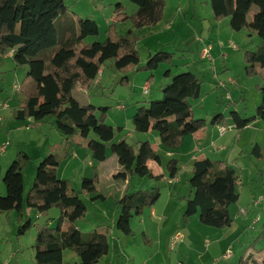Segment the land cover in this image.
I'll use <instances>...</instances> for the list:
<instances>
[{"label": "trees", "instance_id": "1", "mask_svg": "<svg viewBox=\"0 0 264 264\" xmlns=\"http://www.w3.org/2000/svg\"><path fill=\"white\" fill-rule=\"evenodd\" d=\"M116 1L115 16L106 31V41L84 46V40L99 37V26L89 18L76 22L68 15L67 0H0V60L12 54L16 66L28 68L27 79L19 86L25 100L14 111L13 117L35 121L54 117L57 129L66 137L62 142V153L48 154L37 166L34 184L26 199L24 170L31 158L25 152H18L3 177L6 195L0 197V212L7 216L18 214V238L37 229L33 245L35 264H64L65 250L79 257L80 262L74 264H98L110 252V229L86 233L77 227L87 215L81 195L91 197L93 202L106 200L97 190L99 169L95 167L91 177L82 179L79 193L69 180L59 178L57 173L63 161L74 154L75 146H85L99 163L107 160L110 148L122 168L115 175L117 179L127 181L133 176L149 177L156 182L165 179V175H155L148 166L149 162L162 163L149 141L139 142L136 146L128 144L126 139L114 143L115 130L105 123L109 108L83 105L73 96L77 87L90 90L109 61H114L116 71L123 75L122 85H128L129 74L139 71L151 72L147 82L152 83L154 71L162 64H172L173 53L155 52L142 66L137 48L140 38L135 35V31L155 27L163 21L166 0ZM124 1L134 4L136 11L129 14ZM210 6L216 22L229 19L233 32L247 30L258 36L260 45L243 56L246 76H258L264 71V0H210ZM252 6L257 7V11L249 21ZM120 23L131 24L126 34L119 33L117 24ZM171 71L164 73L165 78L172 77ZM257 89L262 93L261 104L255 116L243 119L241 125L246 126L257 119L264 123V86H257ZM201 91L202 81L194 73L173 77L162 90V100L137 109L133 117L136 132H156L165 148L175 150L185 137L205 127L229 126L222 114L210 122L194 119L191 101L199 100ZM230 116L236 125L242 122L238 112H231ZM75 136H80L84 143L76 142ZM252 154L262 159L264 149L255 145ZM167 171L169 178L175 179L179 161L170 160ZM191 174V196L181 198L186 203L184 224L188 225L192 217L199 215V221L205 226L230 228L233 223L230 206L237 204L241 196L240 175L236 169L223 161L205 159L194 163ZM160 198L158 187L122 195L116 202L120 207L116 228L123 235L134 237L131 220L153 208ZM25 203L40 216H48L51 210L58 209L61 215L57 227H49V221L37 225L34 220L26 219ZM142 239L147 245L152 244L145 233ZM251 259V256L241 258L239 264H247Z\"/></svg>", "mask_w": 264, "mask_h": 264}, {"label": "rangeland", "instance_id": "2", "mask_svg": "<svg viewBox=\"0 0 264 264\" xmlns=\"http://www.w3.org/2000/svg\"><path fill=\"white\" fill-rule=\"evenodd\" d=\"M115 1L116 0H67L66 4L69 6L68 15L72 16L76 22L80 19L89 18L95 20L99 26V37L84 40V46L95 41L100 43L106 41V31L115 16L114 11L115 5L117 4V1ZM201 1L203 2L204 0ZM128 4L131 7L134 6V4L130 2H128ZM128 10L127 12L132 14L131 10ZM250 10L251 13L248 16L249 21L253 19L257 7L252 6ZM188 24L191 25L190 29L193 27L195 31H188L187 29L184 31L187 33L191 32L192 36L199 35L201 33L200 29L203 30V34L208 32V25L200 26V23L198 24L197 22L194 24L189 22ZM129 25L131 24H117L122 33L126 32L125 28ZM135 35L140 38L138 51L141 55L142 66L147 63V56L149 53L147 48L149 47L159 48L158 51L165 52H176V48H180V51L176 53L175 58L172 60V62L177 65V67L173 69V77L182 73L192 72L202 81L200 99L191 101L194 119L210 122L213 117L222 114L228 121H232L230 113L238 112L240 116L242 115L241 125L243 119L255 116L256 110L262 101V93L257 89V86H260L259 84L262 82V78L246 82L247 80L241 78V76H237L242 74L245 66L242 57L246 50L241 45L244 37L238 36L240 39L233 42V45H237L238 51L232 52L230 49L231 45L225 44V47L222 46V49L226 50L227 54L225 56H220L216 53L214 54V52L212 55L211 52L213 61L210 62L207 58L202 57L203 52L201 51H203V47L200 50V44L193 40L190 41L193 43V46L187 51V44V46L182 47H179L175 42L171 44L172 41L167 40L169 35L167 37L164 36V38H152L151 40L148 39L150 35H146V32L144 33V29L135 31ZM228 35V32H223L222 37L226 39ZM247 39L248 38H246L245 45L248 44ZM161 42L166 43L165 45L168 47H160L159 44H161ZM223 43L227 42L225 41ZM208 44L211 46L214 45L215 47L221 46L220 41H218L216 45L211 41ZM183 55H185L184 59ZM6 56L3 58L4 62L0 60V104L5 102L3 101L5 95H10L12 93L14 96L19 93L17 86H21L24 83L28 74L27 67L16 66L13 59H6ZM180 60L183 61L180 62ZM113 62L114 61H109V63ZM186 63H188L189 67L185 65ZM225 64H228L229 68H231V72L233 71L235 75L234 80L230 79L226 83L223 81H227V75L224 77L220 76L224 70L223 67ZM103 67L99 73V77L102 76ZM105 69V79L103 80L105 82V88L99 87L98 84H95L90 90H83L77 87L73 91V96L83 105L92 104L97 108H109L105 123L114 128L116 133L115 141L119 139L122 140V138L127 139V143L133 146H136L138 144L137 142L141 140L152 141L151 143L158 152L157 154L164 160L162 165L152 163V169L156 173H167L166 160L170 154L165 152L167 150L162 144H160V146L163 147L164 151L159 148L157 142L153 141V135L136 132L133 117L139 107H148L150 102L162 100V90L167 84H170L173 77L163 82V77L165 78V76H162L163 74L158 70L154 71L153 74L156 77L154 86L150 85L149 95H144L143 88L148 84L147 79L151 75V72L139 71L131 73L128 75V85H122L121 81L123 75L121 76L115 68L113 69L114 71H110L108 68ZM116 72L119 73V76L112 78V73ZM227 72L228 71H225V74ZM108 73L109 76L107 81L106 77ZM228 75H232V73H228ZM219 77H221L220 80ZM21 95L23 94L21 93ZM20 97L21 96H19V100L21 99ZM19 104L20 102L18 100H14L6 110L12 112ZM119 106H121V108H119ZM53 118L54 117H48V119ZM261 123L264 125L263 122ZM120 128L121 130H119ZM242 128V126H238L236 129H230L223 137H220L217 130L211 126L205 127L204 129L210 137L212 136L215 139H231L232 146H234L236 141L240 139L238 133ZM153 134L158 137L156 132H153ZM74 140L81 143L83 141L80 136H75ZM251 142L249 135L244 136L241 141V147L239 148L240 151H245V163L250 174L245 170V163L242 164L244 173L242 177L240 176V179L242 178L243 182L240 180L239 184L242 199L231 208L233 223L230 228L217 229L205 226L199 221L198 215L192 217L191 222L186 226L183 221L186 204L175 196L176 186H172L168 182H156L149 177L142 178L139 176L129 177L131 184L126 185L124 183L125 181L115 178V175L119 173L117 170L119 162H117L118 158L110 148L108 149L107 160L99 167L100 184L97 188L98 194L105 196L106 200L105 202L99 201L94 204L87 196L84 194L81 195L87 206V215L79 224L84 226V228L90 226V229H87L89 230L88 232H94L95 230L103 231L107 226H113L114 230L109 235V244L112 250L118 251L121 247L123 252L129 256L127 262H121L119 258L115 256V253L116 264H211L212 262L221 264L225 263V261L235 259H237L235 264H239L240 258L243 256L247 257L251 252L254 254L261 253L260 255H262L264 253V178L261 175L257 177V175L254 174V164L259 162L249 153ZM159 143H161V141ZM89 153H91L90 150ZM32 154H34V156L37 155L35 151ZM53 154H58V152L53 150ZM239 157L240 156L235 157V163H232V166L236 164ZM87 162L88 159H86V163ZM30 166L32 167L33 164L31 163ZM37 166L35 167L36 169ZM65 171L66 176H68L67 178H70L73 182L74 190L77 193L81 192V180L79 179V181H77L79 169L74 171L68 170L65 165L63 166L61 175H64ZM237 173L240 175L239 169H237ZM83 174L85 175V173ZM89 176L90 173L88 174V177ZM191 177L192 175L188 172H180V183L177 184V187L185 196H188L190 192L189 180ZM33 184L34 181L32 186ZM154 187H158L161 192V198L154 206L155 211L153 212L150 209L147 210L146 214L143 216L144 221L142 223H140L137 218V220H131L132 229L135 231L134 237L123 235L122 232L114 227L120 213V207L116 206L119 197L126 194L127 190H129V194H132L137 191H151ZM54 213H56V210ZM247 213L248 215L244 216ZM35 216L36 214L34 213V217L32 218H35ZM34 220H36V218ZM96 222H98L99 225L92 227ZM6 223L7 221H5L3 225L0 224V264H19L18 262L21 264H35L34 258H31V252L35 242L32 238L34 235L37 236V229L34 228L35 230L32 229L21 237L23 239V249L21 253L19 252L18 254L17 232L19 225L16 224L12 226ZM58 224L59 221L56 223L55 227H57ZM6 225L10 228H7ZM144 230L149 234L150 238H153L155 241V248L152 250L143 242L142 233ZM216 231L219 233H216ZM213 242H221L222 249H218L216 253L209 254V258L212 259L209 263H205L204 258L208 255H204L205 252H203V248L206 246L210 247ZM227 253H230L232 258L224 257ZM14 254H17V257H14ZM111 255L113 256V254ZM20 258L21 261L18 260Z\"/></svg>", "mask_w": 264, "mask_h": 264}, {"label": "crops", "instance_id": "3", "mask_svg": "<svg viewBox=\"0 0 264 264\" xmlns=\"http://www.w3.org/2000/svg\"><path fill=\"white\" fill-rule=\"evenodd\" d=\"M122 3L124 4L127 11H129L128 9L131 10V13L135 12L137 9L136 6L131 7L128 4V2H126V1H124ZM254 14H255V12H254ZM189 22L192 24H194L195 22H197L198 24L200 23V26L208 25L209 26L208 32L206 34H203V32H202L203 30L200 29L201 33L199 35H193L192 36L191 32L187 33L184 31L185 29H187L188 31L189 30L195 31V28H193V27L190 29L191 25L188 24ZM130 26L131 25H129L128 27L125 28V31H126L125 33H122L121 29H119V27H118V29H119L118 31L122 34H126L127 30L130 29ZM145 32H146V35H150V37L148 39H151V40H152V38H164V36L167 37L169 35V37H167V40L172 41L171 44L173 42H175V43H177V45H179V47L188 45V47L186 49L187 51H189L190 47L193 46V43L190 42L191 40H193L194 42H198L200 44V50L202 47H203L202 48L203 51L206 48L210 47V48H212V50H211L212 55L214 52V54L216 53L217 55H220V56L221 55L225 56L227 54V51L223 50L222 46L225 47V44L232 45L234 41H236V40L238 41L240 39V37H238V36L244 37V40H243V42H241V45L246 51H255L257 49V47L260 45V39L258 37H256V35H253V33H250L247 30H243V31L238 32V33L233 32L230 28V21L228 19H225L221 22H216L214 19L213 13H212L211 6H210V0H204L203 2L201 0H166V7H165V11H164L163 21L155 27L144 29V33ZM223 32H228V34H229L226 39L224 37H222ZM235 34H237V35H235ZM246 38H248L247 39L248 40L247 45H245ZM148 39H146V40H148ZM210 41L214 42L215 45L217 44L218 41H220L221 46L220 47L219 46L215 47L214 45L211 46L210 44H208ZM225 41L227 43H223ZM250 43H252V44H250ZM165 44L166 43L161 42V44H159V46L160 47H162V46L168 47ZM138 47H139V44H138L137 48ZM156 47H157V45H156ZM158 49L159 48H152V47L147 48V50L149 51L147 59L151 54H153L155 52H165V51H158ZM230 49L232 50V52L238 51V50H234L232 48H230ZM179 51H180V48L179 49L176 48V52H170L169 51V53H173L174 54L173 58H175L176 53ZM203 51H201V52H203ZM183 56H184L183 57V59H184L185 55H183ZM243 56H244V54H243ZM202 57H203V53H202ZM7 58H12V54L7 55L6 59ZM242 59H243V57H242ZM182 61L183 60H180V62H182ZM3 62H4V60H3ZM243 62H244V59H243ZM185 65H187V67H189L188 63H186ZM244 65H245V63H244ZM1 66H3V65H1ZM175 67H177V65L174 62H172V65L162 64L159 67L158 71L161 72V74H163L162 76H164V73L167 70L171 69L172 70L171 75L173 77V69ZM103 68H104V70L102 72V76L101 77L98 76V78L96 79V83H95V84H98V86L101 88L106 87L105 82L103 81L105 79V72H106L105 68H108L110 71H112L115 68L114 62L113 63L107 62ZM223 69L224 70L220 76L224 77L225 75H227V81H223V82L226 83L230 79L234 80L235 75H234L233 71L231 72V70H230L231 68H229L228 64H225ZM225 71H228V72L225 74ZM261 72L262 73H260L258 76L254 77V78H248L245 74V66H244V70L242 71V74H239V75L236 74V75L239 77L241 76V78L247 80L246 82H250L253 80H259V78H262V82L259 85L264 86V75H263L264 71H261ZM228 73H232V75H228ZM112 74H113L112 78L119 76V73H117V72L112 73ZM108 76H109V73L107 74L106 80L108 79ZM155 78L156 77L154 75L153 82L152 83L147 82L149 86L150 85L154 86ZM171 78H164L163 77V82L166 81V79H171ZM220 79H221V77H219V80ZM19 96H21L20 100H19ZM14 100H18L20 102L19 106L15 110H13L12 112L6 110V108L9 107L10 103L14 102ZM24 100H25V96L21 95L20 92L15 94L14 96L11 93L10 95H5L4 99H3V101H5V102H2L0 104V124H1L0 125V147L3 148V150L0 152V197L6 195V187L3 183V177H4L6 170L10 166V164L16 158V155L18 154V152H20V151L25 152L31 158L30 164L31 163L33 164L32 167L29 164L28 168H26L24 170V198L26 199V197H27V195H28V193L32 187V183L34 181V177H35V173H36L35 167L45 157H47L48 154L53 153V150H56L58 152V154H61L62 153V142L66 138L65 135L60 130L57 129V127L55 125V118L48 119V117H47L42 121H35L34 119L16 120L13 117V113H14V111H16L20 107V105L23 103ZM241 118H242V115H241ZM261 122H262L261 120L257 119L256 121L252 122L251 124L244 126V125H240V123L238 125H236V124L232 123L231 120L228 121V125L234 126L235 127L234 129H236L238 126L243 127L241 130H239V133H238L240 136L239 137L240 139H238L236 141L234 146H232L231 139H226V140L215 139L212 136L210 137L205 129H202V130L196 132L195 134H192V135L185 137L183 139L182 145L179 148H177L175 150H170V149L166 148L167 151H165V152H167V154H170V156H168V158L166 160V163L168 164V162L172 159H176L179 161V172H178L175 179L169 178L168 171H167V173H164V172L156 173V172H154L152 169V163H155V162H149L148 166L152 169V171L155 175H160V174L165 175L164 182H168L172 186H176V195L175 196L181 202H185V201L181 200V198H183V197L187 198V197L191 196V189H190L188 196L183 195L178 190L177 184L180 183V172L185 171V172H188L191 174L193 165L196 161L210 159V160H215V161H223L228 166L235 168L236 171H237V169H239L240 176L242 177V174L244 173L242 164H244L246 162L245 161L246 160L245 159L246 154H245L244 150L240 151L239 148L241 147V141L243 140V137L249 135L251 138V141H252L249 153L251 154V156L256 158L257 162H259V163L254 164V171H255L254 174H256L257 177H259L261 175L264 178V158L258 159L255 155L252 154V151H253V148L255 145H259L261 148L264 149V125H262ZM213 128L217 130V133L220 137L225 136V135L221 136L219 134L218 125L213 127ZM146 134L153 135L154 136V137L152 136L153 141H156L159 148H161L162 151H164L163 150L164 146L163 145H162L163 147L160 146L161 143H159L160 142L159 136L157 137L156 135H154L152 131H150ZM115 139H116V137H115ZM115 139L113 141L114 143L118 142L120 140L119 139V140L115 141ZM11 140L13 141V144H12ZM145 141L146 140H141V141H138L137 143L145 142ZM83 143L84 142L82 141V144ZM152 146H153V144H152ZM154 149H155V147H154ZM34 151L37 153L36 156H34V154H32V153H34ZM155 151H156V149H155ZM107 156H108V150H107ZM236 156H240L239 160L236 161V164H234L232 166V163H235L234 159ZM201 157H203V158H201ZM232 157H233V159H232ZM86 159H88L87 163H86ZM161 162L162 163L159 165H162L164 163V160L162 157H161ZM101 164L102 163H99L93 159L92 152L89 153V149H87L85 146H83V145L75 146L74 154L72 156H70L68 159H66L65 161H63V163L58 168L57 173H58L59 178L69 180L73 186V182L70 180V178H67L68 176H66V171L64 172V175H61V171L63 169V166H65V165H66V168L68 170L74 171L76 169H79L78 174H77V181H79V179H80L81 180V186H82V179L91 177L93 169L95 167H97L99 169ZM257 167H258V170H257ZM117 170L119 172L122 170V168L119 164H118ZM245 170H247V173L250 174L249 169L246 167V163H245ZM83 173H85V175ZM89 173H90V176L88 177ZM240 180H242V178ZM242 182H243V180H242ZM124 183L126 185H130L131 181L128 179ZM128 191L129 190H127L126 192H128ZM128 193H130V192H128ZM87 197L91 200V197H89V196H87ZM241 199H242V193H241L239 202L241 201ZM97 202H99V201H96L93 203L96 204ZM232 206H230V209H229L230 215H231ZM55 210H56V213H54ZM147 210H149V209H146L142 215L135 216L132 219V221L137 218L139 220V222L142 223L144 221L143 216L146 214ZM150 210H152L154 212L155 207L151 208ZM23 211H24V215H25L26 219L34 220L36 218L37 221L36 220H34V221L37 223V225H43L44 223H46V221H49L48 222L49 227L55 228L56 223L58 221H60L61 213L58 209L51 210L48 213V216H44V215L40 216L34 210L28 208L26 206V203H25ZM34 213L36 214V216H35V218H32V217H34ZM247 215H248V213L244 216H247ZM5 221H7L6 224H9L12 226L18 224V214L17 213H11L9 216H7L5 213H0V222H1L0 224L3 225V223ZM79 222L77 223L78 229L83 231V232H88L89 230H87V229H90V226H86L84 228V226L79 224ZM190 222H191V220H190ZM63 225H65V222L63 223ZM97 225H99L98 222L94 223L92 227H96ZM6 227L10 228L7 225H6ZM114 227L116 228V224ZM106 228L110 229V233L114 230L113 226H107ZM143 233H145L150 238L149 234H147V232L145 230L143 231ZM143 233H142V235H143ZM216 233H219V232L216 231ZM32 239H33V241H35L36 236L34 235ZM150 239L152 240L151 245H147L146 243H144V244L146 246H148V248L150 250H152L155 248V241L153 240V238H150ZM17 240H18L17 252L19 254V252L21 253V251L23 249V245H22L23 239L21 237H19V238H17ZM218 249L219 250L222 249V243L221 242L220 243L213 242L210 247L206 246L205 248H203V252H205L204 255H206V254L208 255V256H205V258H204L205 263H207V262L209 263L210 260L212 259V258H209V254L216 253ZM259 252H261V251H259ZM115 253H116L115 256H117L119 258V261L127 262L129 260V256L125 252H123L121 247L118 251H114V250H112V247L110 246L109 254L104 256L99 261L98 264H116V257L114 256ZM111 254H113V256ZM260 254L261 253L254 254L251 252L247 255V257L243 256L241 258L247 259L249 256H251L252 259L247 264H264L263 263L264 253L262 255H260ZM34 256H35L34 250L32 249L31 258H34ZM14 257H17V254H14ZM18 260L21 261V258ZM63 261H64V264H74V263L80 262V259L75 253L71 252L70 250H65L63 252ZM236 261H237V259L231 260V261H225V263H221V264H235ZM18 263L21 264L20 262H18ZM215 263L216 262H212L211 264H215Z\"/></svg>", "mask_w": 264, "mask_h": 264}, {"label": "built area", "instance_id": "4", "mask_svg": "<svg viewBox=\"0 0 264 264\" xmlns=\"http://www.w3.org/2000/svg\"><path fill=\"white\" fill-rule=\"evenodd\" d=\"M231 48L232 49H234V50H238V47H237V45H231ZM211 50H212V48H206L204 51H203V57L204 58H207L209 61H213V58L211 57ZM17 88H18V91H19V86H17ZM149 91H150V86L147 84V85H145L144 86V88H143V94L144 95H148L149 94ZM119 108H121V106H119ZM122 108H123V106H122ZM235 127L234 126H224V125H219L218 126V131H219V133H220V135L221 136H223V135H225L227 132H228V130H230V129H234ZM3 150V148L2 147H0V152ZM226 258H231V254L230 253H227V255L225 256Z\"/></svg>", "mask_w": 264, "mask_h": 264}]
</instances>
